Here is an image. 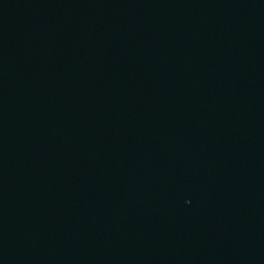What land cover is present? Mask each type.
Here are the masks:
<instances>
[{
	"label": "water",
	"instance_id": "95a60500",
	"mask_svg": "<svg viewBox=\"0 0 264 264\" xmlns=\"http://www.w3.org/2000/svg\"><path fill=\"white\" fill-rule=\"evenodd\" d=\"M0 264H264V0H0Z\"/></svg>",
	"mask_w": 264,
	"mask_h": 264
}]
</instances>
